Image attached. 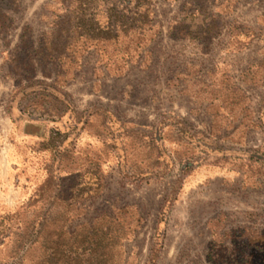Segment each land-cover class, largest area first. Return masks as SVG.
Returning a JSON list of instances; mask_svg holds the SVG:
<instances>
[{
  "label": "rangeland",
  "instance_id": "374dc122",
  "mask_svg": "<svg viewBox=\"0 0 264 264\" xmlns=\"http://www.w3.org/2000/svg\"><path fill=\"white\" fill-rule=\"evenodd\" d=\"M245 258L264 0H0V264Z\"/></svg>",
  "mask_w": 264,
  "mask_h": 264
},
{
  "label": "trees",
  "instance_id": "16d2710c",
  "mask_svg": "<svg viewBox=\"0 0 264 264\" xmlns=\"http://www.w3.org/2000/svg\"><path fill=\"white\" fill-rule=\"evenodd\" d=\"M199 12H197V14H198ZM143 14H145V15H141L142 17L141 18H143L144 20H145V17H146V15H148V10L147 9H145V11H144V13ZM151 23V22H150ZM144 25H146V24H144ZM115 33V32H114ZM110 38H111V36H110ZM243 261V264H247V258H245L244 260H242ZM241 261V262H242Z\"/></svg>",
  "mask_w": 264,
  "mask_h": 264
}]
</instances>
